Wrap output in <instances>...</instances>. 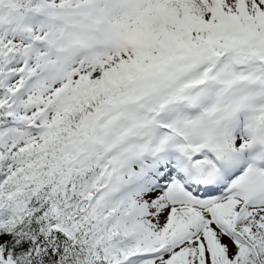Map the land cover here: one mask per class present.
<instances>
[{"label": "snow or ice", "instance_id": "obj_1", "mask_svg": "<svg viewBox=\"0 0 264 264\" xmlns=\"http://www.w3.org/2000/svg\"><path fill=\"white\" fill-rule=\"evenodd\" d=\"M0 264H264V0H0Z\"/></svg>", "mask_w": 264, "mask_h": 264}]
</instances>
